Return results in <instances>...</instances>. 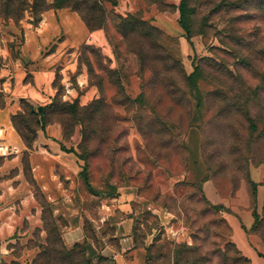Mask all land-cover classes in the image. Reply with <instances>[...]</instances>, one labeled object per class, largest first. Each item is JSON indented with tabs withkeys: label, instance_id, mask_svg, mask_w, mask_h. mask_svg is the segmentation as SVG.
Listing matches in <instances>:
<instances>
[{
	"label": "rangeland",
	"instance_id": "obj_1",
	"mask_svg": "<svg viewBox=\"0 0 264 264\" xmlns=\"http://www.w3.org/2000/svg\"><path fill=\"white\" fill-rule=\"evenodd\" d=\"M46 1L39 22L0 11V106L18 58L25 83L48 68L51 125L44 132L37 103L12 96L17 126L36 138L0 144V227L14 224L0 264H112L125 235L135 245L125 264H250L224 220L246 212L264 258V0H185L186 30L179 12L162 28L145 20L152 0L132 12L88 0L58 8L66 20ZM80 13L104 20V46L80 41Z\"/></svg>",
	"mask_w": 264,
	"mask_h": 264
},
{
	"label": "crops",
	"instance_id": "obj_2",
	"mask_svg": "<svg viewBox=\"0 0 264 264\" xmlns=\"http://www.w3.org/2000/svg\"><path fill=\"white\" fill-rule=\"evenodd\" d=\"M102 3L106 8H108V11H111L112 8L116 11L118 9H126L130 12L137 10L136 7V0H101ZM113 1V2H112ZM180 0H166V3L168 4L170 10L163 9L160 7V3H158L156 0H152L149 2L148 5H144V19L148 20L151 24H154L156 27L162 28L163 23L165 24H176L177 18H178V5ZM51 2V1H49ZM113 5H111L112 3ZM109 4V6H108ZM162 4V3H161ZM145 6H148L145 8ZM52 15H55V11L57 14L61 15V20L66 17H69L70 15L65 12L64 10H59L57 8L51 9ZM47 15H44V18L47 19ZM165 15V16H164ZM165 17V19H164ZM52 20V19H51ZM66 20V19H65ZM44 22V20H42ZM40 23L39 28L37 30H42L43 23ZM65 22V21H63ZM78 24V30L82 36H80V41L87 39L88 42H91L93 44L104 46L107 43V38L104 35V32L102 30L97 29L92 32H88L86 36L83 35V31L86 30V26L82 23L81 20L78 22L75 21ZM45 24V22H44ZM177 25H174V29L176 30ZM172 28V27H171ZM178 30V29H177ZM86 32V31H85ZM84 36V38H83ZM27 44L31 41L26 38L25 41ZM21 56H27L28 58H32V54L26 49L25 47L22 48ZM18 64L15 69V74L12 75L13 80L11 82L10 87L8 88L9 99L11 100L13 97H20L25 98L27 101L33 103H37V105H44L47 100H49V90L46 88V84L43 81V73H48V68L46 70L44 68H36L35 70H32L34 72V79L33 83H25L22 75H19L22 73L21 70L24 68V64H22V59H17ZM20 71V73L18 72ZM18 72V73H17ZM18 74L19 76H17ZM11 76L7 78V80H4V84H6L10 80ZM49 81H48V87H49ZM15 94V95H14ZM10 100H7L4 104V106H0V137L4 139L3 141L0 140V144H5L6 148H8V144L13 145L11 147V150H17V148H21L22 146V140L20 139L19 135L15 132L14 128L12 127L10 115L15 113L17 110L16 103L10 104ZM36 106V105H35ZM53 128V127H52ZM51 129V125H47L44 128V132H49ZM54 133H58L59 131L54 128ZM0 149H3V145H0ZM2 152H0L1 154ZM207 187V183L205 184ZM212 190L210 192V201L213 203H220L222 202L221 197L218 195L216 190ZM3 197V194H0V198ZM5 207L4 205H0V214H4ZM224 220L228 226L229 230V241L238 249V251L241 253L242 256H244L250 264H264V258H262L260 254V244L258 242V239L249 234V230L253 224V217L250 212H246L243 215L237 216L236 214H225ZM3 221V220H2ZM2 221L0 223H2ZM6 224L9 226V228H5L3 225L0 227V238L9 234L14 228V224L10 221H6ZM124 241V242H123ZM118 248L110 250L109 252V258L115 257L116 262H120L122 264H125L127 262H130V258L128 255L131 253V251L134 249L135 245L133 243L132 237L129 235H125L123 238H120L118 241Z\"/></svg>",
	"mask_w": 264,
	"mask_h": 264
},
{
	"label": "trees",
	"instance_id": "obj_3",
	"mask_svg": "<svg viewBox=\"0 0 264 264\" xmlns=\"http://www.w3.org/2000/svg\"><path fill=\"white\" fill-rule=\"evenodd\" d=\"M71 0H53V2L51 3L53 5V7L55 8H62V7H69L71 10L77 11L80 10L79 9V5H84L88 2V0H76L74 2V4L70 3ZM92 6L93 7H98L99 10L101 12H104V6L102 4L101 0H93L92 1ZM49 7V4L46 0H0V11L2 13H4L6 16L8 17H14L16 16L18 13H23L25 10H28L30 13H35L38 12L39 13V18H38V22L41 19L40 18V14L43 10L47 9ZM184 9H185V0H181L179 5H178V12H179V19L178 22L181 25V27L186 30L187 29V25L185 23V19H184ZM80 17L83 20L84 24L86 25V27L88 29H98L101 28V26H99L100 24H102V26L104 25V20H101L100 22H98V25L96 27L91 26L93 25V23H91V21L82 13H80ZM199 68L196 66L194 68V70L189 74V79L190 81L193 82L194 86L195 85V79H197V74H198ZM20 103L26 101L25 98H20L19 99ZM49 104V103H48ZM50 107L47 104L44 105H36L33 106L31 108V112L34 113H38V116L40 118H42V128H44V125L47 123L45 121V111L46 109ZM18 115V112L13 113L10 116V120L11 123L13 125V127L15 128V130L17 131L19 137L21 138L22 142H24V144L28 147L30 144H32V142L34 141V139L36 138V131L33 132V137L30 139L28 138L27 135H25L24 133H22L21 129L17 126L16 121H15V116ZM251 125L253 126L254 124L252 123V120L250 121ZM110 262L112 264H122L120 262H116L115 260L109 258Z\"/></svg>",
	"mask_w": 264,
	"mask_h": 264
},
{
	"label": "built area",
	"instance_id": "obj_4",
	"mask_svg": "<svg viewBox=\"0 0 264 264\" xmlns=\"http://www.w3.org/2000/svg\"><path fill=\"white\" fill-rule=\"evenodd\" d=\"M124 242V241H123ZM111 259L115 260V257H111Z\"/></svg>",
	"mask_w": 264,
	"mask_h": 264
}]
</instances>
